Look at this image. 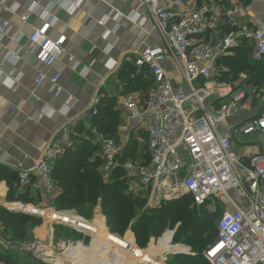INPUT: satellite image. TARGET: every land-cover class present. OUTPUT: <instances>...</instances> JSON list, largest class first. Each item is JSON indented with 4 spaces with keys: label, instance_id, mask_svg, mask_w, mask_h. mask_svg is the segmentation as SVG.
<instances>
[{
    "label": "built area",
    "instance_id": "1",
    "mask_svg": "<svg viewBox=\"0 0 264 264\" xmlns=\"http://www.w3.org/2000/svg\"><path fill=\"white\" fill-rule=\"evenodd\" d=\"M189 1L142 0L146 15L136 17L138 27L143 33H155L161 47L146 48L136 60L139 69H147L154 86L146 94L127 95L123 107L129 119L139 121V129L146 134L149 161L145 164L139 158L138 163L128 161L120 166L122 146L114 140L100 137L98 157L102 164L99 172L107 182L113 170L123 168L127 193L144 199L148 208H158L165 202L184 196H190L195 207L206 206L212 213L221 207L223 212L216 224L217 238L204 251L205 260L209 264H264V111L231 132L238 138L258 136L263 148L251 154L237 153L231 136L220 133L218 129L226 118L247 108V91H234L231 85L219 80L218 64L231 55L230 49L237 38L228 34L219 39H208L206 32L212 29L213 18L218 11L216 2L212 0L191 8ZM82 2L64 0L59 5L70 4L69 12L73 13ZM220 17L226 22L231 19L232 12ZM107 19L98 25L104 27ZM54 22V19L43 22L33 28L28 37L35 60L46 68L54 66L65 52L67 42L65 36L49 37ZM9 29V23L0 20V34ZM14 39H19V36ZM240 39L253 47L250 58L254 62L264 59L263 26L244 30ZM168 60L180 83L173 84L162 66ZM59 78L55 74L49 79L56 87L55 97L62 92ZM47 79L46 74L40 73L36 84L40 86ZM217 99L221 100L220 103H216ZM148 115L149 119H146ZM66 144L47 148L40 158L31 160L28 167L19 163L16 166L19 189L29 188L41 196L52 197L58 190L52 176L53 166L63 157ZM42 211L52 214L46 216L51 224L65 226L84 238H91L88 247L84 241H60L58 250H66L69 255L74 254L77 247L81 251L83 249L79 259L90 263L91 257L86 255L89 251L85 249L95 246L94 264L106 263L102 256H108V251L112 262L121 263L117 253L124 249L107 240L99 242L97 228L84 217L51 207ZM178 227L179 224L166 230L147 249H140L133 241L127 242L142 252L150 253L149 259L133 264H168L170 255L188 254V249L186 254L182 251L169 254L162 250V238L170 233V243L173 244ZM39 247L34 252L37 257L43 249Z\"/></svg>",
    "mask_w": 264,
    "mask_h": 264
},
{
    "label": "crops",
    "instance_id": "2",
    "mask_svg": "<svg viewBox=\"0 0 264 264\" xmlns=\"http://www.w3.org/2000/svg\"><path fill=\"white\" fill-rule=\"evenodd\" d=\"M61 1L64 0H0V20L10 25L7 32L0 34V167L14 173L19 163L28 167L30 161L40 158L47 148L64 142L66 147L72 148L80 144L97 145L99 152L100 140L105 137L92 125V116L94 111L101 109L99 105L104 98L115 100L113 110L118 113L119 125L114 141L122 146V155L133 142H137L139 149L146 147V134L139 129V121L130 120L123 107L127 95L143 94L137 91L124 95L127 82L124 65L132 63L137 75L143 69L136 66L138 56L146 48L161 47L155 33H143L138 27L136 17L146 15L142 0H83L73 13L69 12L70 4L60 6ZM210 1L190 0L189 5L199 7ZM214 1L218 11L212 29L206 32L208 39L232 34L237 40L230 49L231 55L226 58L234 56L235 47L239 45L250 48L251 56L253 47L242 41L240 34L258 25L264 27V0ZM229 11L232 17L225 22L220 15ZM24 17L25 21L22 20ZM104 18L108 19L102 27L98 23ZM53 19L49 37L65 36L67 42L65 52L54 66L46 68L35 60L28 37L33 28ZM16 36L19 39H14ZM162 66L173 84L180 83L171 61ZM218 68L221 82L231 85L234 91H247V108L226 118L218 127L220 133L231 136L237 153L260 151L263 148L260 137L238 138L231 133L238 125L261 114L260 105L251 103L253 86L243 81L245 78L225 81L222 76L229 72L228 67L219 63ZM40 73L46 74L48 79L38 86L36 81ZM55 74L59 75L58 85L62 88L58 97L54 96L56 87L49 82ZM220 101L217 99L216 103ZM138 156L141 157L139 150ZM138 159L126 162L138 163ZM7 192L6 183L0 181V206L7 203ZM59 193L58 189L50 199L54 200ZM14 205L16 211H32L27 205ZM145 208L148 207L145 205ZM96 224L103 226L99 222ZM105 231L109 233L106 226ZM114 236L136 244L130 229L123 236ZM152 242L155 240L152 239L150 244Z\"/></svg>",
    "mask_w": 264,
    "mask_h": 264
},
{
    "label": "trees",
    "instance_id": "3",
    "mask_svg": "<svg viewBox=\"0 0 264 264\" xmlns=\"http://www.w3.org/2000/svg\"><path fill=\"white\" fill-rule=\"evenodd\" d=\"M250 51V48L239 45L235 47L234 56L222 59L219 63L229 69L222 78L233 82L243 74L255 86L264 88V61L252 62L249 58ZM123 72L125 77L122 74L121 78L131 80L135 92L146 94L154 86L153 79L146 68L136 75L132 63H127L123 67ZM129 88L131 89V84ZM99 106L101 109L92 116V125L99 134L114 140L119 125L118 113L113 110L115 100L104 98ZM139 148L137 142L130 144L119 158L120 166L128 159L138 158L147 164L149 161L147 147ZM138 150L141 157L138 156ZM97 152V145L80 144L78 147L65 148L63 157L55 162L52 170L53 179L60 191L52 202L55 210L75 211L84 215L100 199L109 233L123 236L130 229L137 246L142 248H145L149 238H158L168 227L172 229L177 224L179 227L175 239L181 237L186 245L191 246L192 250L199 255L204 253L206 247L213 244L217 238L216 224L223 212L221 207H218L216 212L207 214L206 206L197 208L193 205L190 196H184L165 202L158 208H145L144 199L127 193L123 168L117 167L113 170L107 182L102 179L99 172L102 162L96 155ZM0 181L5 182L8 188L7 203L29 204L37 195L29 188L18 191L17 174L9 169L0 167ZM23 218L25 215L22 213H14L0 207V223L7 233L24 236ZM39 223L40 221H37L36 225ZM205 232L210 236L209 241L202 238ZM201 257V261L194 257H186L182 260L177 257L174 261L176 264H209L204 256ZM4 263L8 264L7 261ZM168 264H171L170 260Z\"/></svg>",
    "mask_w": 264,
    "mask_h": 264
},
{
    "label": "rangeland",
    "instance_id": "4",
    "mask_svg": "<svg viewBox=\"0 0 264 264\" xmlns=\"http://www.w3.org/2000/svg\"><path fill=\"white\" fill-rule=\"evenodd\" d=\"M245 76L246 75L242 74L238 78L239 79L245 78L243 81L250 83L253 86L254 93L250 96L252 98L251 103L253 106L260 105L259 107L261 109V112H263L264 111V88H258L257 86H255L254 83L250 82V79L248 77H245ZM130 81L131 80H127V82L125 83L126 88H125L124 95L135 92L133 89V83ZM130 84H131V89L129 88ZM254 94L256 95L253 96ZM18 191H22V190L19 189ZM50 198L51 196H47V195L41 196L37 194L35 198H33V201L31 203L29 204L20 203L23 205H28L27 207L32 209V211L25 210L23 212H14V213H22L23 215H25V218H23L24 236L12 235L11 233L5 232L2 224L0 223V264H5L4 261H7L8 264H66V262L70 263V261L72 262L71 264H94L93 260L95 259V256H96L95 250L97 251V247L95 246L92 248L91 252L89 251V253L86 254L88 257L89 256L91 257L89 259L90 263L83 262L82 260L79 259L80 258L79 255L81 251L78 247L75 248L77 251H74V254L69 253V255H67L66 250H63L62 252L57 249V244L60 241H71V242L84 241L85 246L88 247L91 241V238L90 239L88 237L84 238L82 234H79L76 231L70 228H67L65 226L53 225L48 220H46L43 215L39 213L38 214L33 213L34 210H39L40 212L43 209L49 208V207L55 209L52 203L53 200ZM16 203H19V202H16ZM14 204L15 202L14 203H3L0 207L5 208L6 210H9V209L15 210V208L17 207ZM21 208H24V207H21ZM89 209L86 211L84 215H80L76 213L75 211H68V212H73L79 216L84 217L87 221L94 224V226H96L97 228L98 226L96 222L103 224L105 228L107 223H106V218L102 212L100 199L96 201V203L91 207L90 210ZM211 213L212 212L207 210V214H211ZM37 221H40L38 225H36ZM168 229L170 230L171 227L170 228L168 227L166 230ZM107 231L109 232L108 228H107ZM176 234H177V231L173 237V244L171 245L168 243L169 238H170L169 234H166L162 238L161 240L162 250L167 251V252L169 250L171 252L172 251H176V252L182 251L185 254H186V249H188L189 251H188V254L186 255L184 254L170 255V257H168V261L170 260L171 264H176L174 260L177 257L180 258V260L186 257H194L196 258V260L201 261L200 258H202L201 256H203V252L201 255H199L198 253L192 250L191 246L186 245V243L183 241L181 237L175 239ZM161 236L158 238H154V237L149 238L145 248H142L140 246L138 247L140 249H147L152 239L155 240L156 242L157 239L161 238ZM108 237L110 238L109 234H108ZM96 238L101 243H104L106 240L105 236L98 237L97 235ZM202 238L203 240L209 241L210 236L205 232L203 233ZM31 245H34V247L31 248ZM176 245H179V246L176 247ZM39 246L42 247L43 249L38 255L39 257H37L34 252H36V249ZM207 248L208 247H206V249ZM62 253L64 254L62 255ZM67 256L69 259L67 258ZM106 257L108 258L110 257V255ZM106 257L102 256L103 261L106 262L104 264H110V260L108 259L105 260Z\"/></svg>",
    "mask_w": 264,
    "mask_h": 264
},
{
    "label": "bare ground",
    "instance_id": "5",
    "mask_svg": "<svg viewBox=\"0 0 264 264\" xmlns=\"http://www.w3.org/2000/svg\"><path fill=\"white\" fill-rule=\"evenodd\" d=\"M33 213H35V214H38L39 213V214L43 215L45 217V219H46V216L47 215H49V216L52 215V214H49V212H46V213H44L43 211H40L39 212V210H34ZM97 226H98V228L96 226L95 227L97 228V231H98L97 232L98 237L99 236H105L106 237V240L109 243L110 242H114V244H115L116 247L121 246L124 249V250H120V252L118 251V253H117L118 258H119L118 260L121 262L120 264H133V263H136L137 261L138 262H141L142 259H144V258L146 260L149 259V257H150L149 254L150 253H145V252L140 251L139 249H136V246H134L132 244H127L128 241H125L123 239H120V238H118V237H116L114 235H110L109 233H107L105 231V228L104 227L99 226V225H97ZM108 234H109L110 238L108 237ZM167 234L170 235V238H169V242L168 243L171 245L170 241L172 239V235L170 233H167ZM176 247H178V246H176ZM91 250H92V247L90 249H88V248L85 249L86 252H88V251L91 252ZM80 251H81V249H80ZM82 251H83V249H82ZM82 251H81L80 255L82 254ZM106 253H108L110 255V257H108V258L106 257L105 260L108 259V260H110V264H115V262L114 261L112 262V260H111L110 251H108ZM135 253H136V255H134ZM167 253H169V254H175V253H180V251H178V252H176V251H172L171 252L170 251V252H167ZM80 255H79V257H81Z\"/></svg>",
    "mask_w": 264,
    "mask_h": 264
}]
</instances>
